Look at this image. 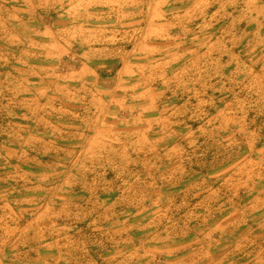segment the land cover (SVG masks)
Wrapping results in <instances>:
<instances>
[{"label": "rangeland", "instance_id": "rangeland-1", "mask_svg": "<svg viewBox=\"0 0 264 264\" xmlns=\"http://www.w3.org/2000/svg\"><path fill=\"white\" fill-rule=\"evenodd\" d=\"M256 1L172 18L144 57L154 0H0V264H180L198 192L240 205L264 178Z\"/></svg>", "mask_w": 264, "mask_h": 264}, {"label": "crops", "instance_id": "crops-1", "mask_svg": "<svg viewBox=\"0 0 264 264\" xmlns=\"http://www.w3.org/2000/svg\"><path fill=\"white\" fill-rule=\"evenodd\" d=\"M236 1L154 0L151 4L150 15L158 17L151 19L152 34L151 37L149 36V41L144 44L143 50L146 54L143 56L149 57L154 52H163L166 48L172 47L167 40L170 31L167 21L172 23L170 19L178 18L189 22L193 15L204 14L211 9L218 15L217 11L229 8ZM240 1L247 8L252 6L249 4L252 0ZM260 2L262 4V0ZM165 6L166 12H163L162 9ZM169 10L170 12L167 13ZM92 51V57L84 67L87 73L92 74L94 70L102 68H107V71L112 66L115 68L116 63L110 65L106 60L107 57L96 56L104 53L103 49H92ZM187 52L190 53V51ZM128 62L119 61L120 66L117 69H124ZM134 65V63L132 65L128 63L127 66L134 67ZM217 169L219 167L213 165L214 174ZM207 181L208 179L202 176L197 179V184L206 185ZM209 183H213L214 187L216 182L209 181ZM243 187L246 188V194L241 196L240 205L233 206L234 196L232 198L230 196L226 200L230 204L226 205L223 210H221L222 197L219 195V188H213L209 195H204V191L202 194L198 192L196 210L193 213L196 218L195 230L186 232L180 242L167 246L170 255L179 254L180 264H264V178H254L253 175L246 177ZM211 195L213 201L210 206V202L206 203L205 198ZM160 249L166 250V245L160 246Z\"/></svg>", "mask_w": 264, "mask_h": 264}]
</instances>
